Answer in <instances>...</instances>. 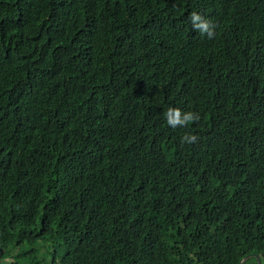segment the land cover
Wrapping results in <instances>:
<instances>
[{
	"label": "trees",
	"instance_id": "obj_1",
	"mask_svg": "<svg viewBox=\"0 0 264 264\" xmlns=\"http://www.w3.org/2000/svg\"><path fill=\"white\" fill-rule=\"evenodd\" d=\"M55 241L49 264H264V0H0V248Z\"/></svg>",
	"mask_w": 264,
	"mask_h": 264
},
{
	"label": "clouds",
	"instance_id": "obj_2",
	"mask_svg": "<svg viewBox=\"0 0 264 264\" xmlns=\"http://www.w3.org/2000/svg\"><path fill=\"white\" fill-rule=\"evenodd\" d=\"M190 20L192 22L194 29L197 30L202 35L206 34L208 38H213L215 36L214 25L209 20L205 19L201 14H198L197 12L193 11L190 15ZM165 118L169 126H171L172 128H177V127H188L192 123L198 121L200 119V116L199 114L194 113L192 111L183 112L180 108L169 107L165 113ZM198 139L199 137L196 135L185 134L181 138V143L182 144L187 143L191 145L198 142ZM192 169H193V164L191 161L188 164L187 163L177 164V187L181 184L183 178L186 177L188 173L192 172ZM253 258L256 257L252 256L249 260Z\"/></svg>",
	"mask_w": 264,
	"mask_h": 264
},
{
	"label": "rangeland",
	"instance_id": "obj_3",
	"mask_svg": "<svg viewBox=\"0 0 264 264\" xmlns=\"http://www.w3.org/2000/svg\"><path fill=\"white\" fill-rule=\"evenodd\" d=\"M31 247L28 245H23L20 247V251L16 250L15 252H18V255L20 252H22L21 256H16L13 254V259L5 255L4 258L1 260V264H10L11 262H16L18 264H35L38 262L39 264H49L54 258L56 257V252L57 254H60V249L58 247V242H53L49 244L46 248L45 247H40L38 249V253H30L29 255L25 254L26 252L30 251Z\"/></svg>",
	"mask_w": 264,
	"mask_h": 264
},
{
	"label": "water",
	"instance_id": "obj_4",
	"mask_svg": "<svg viewBox=\"0 0 264 264\" xmlns=\"http://www.w3.org/2000/svg\"><path fill=\"white\" fill-rule=\"evenodd\" d=\"M4 254H5V250L0 248V261L2 260ZM251 257H252V256H250V257L244 259L243 261L240 262V264H244L246 261L248 262L249 259H250ZM254 257H256V259H257V263H258V264H261V260H260L259 256H254Z\"/></svg>",
	"mask_w": 264,
	"mask_h": 264
}]
</instances>
